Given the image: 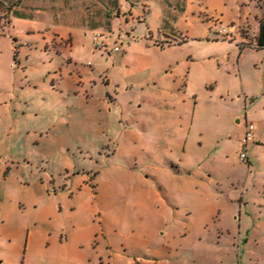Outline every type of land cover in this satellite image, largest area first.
<instances>
[{
  "label": "rangeland",
  "instance_id": "obj_1",
  "mask_svg": "<svg viewBox=\"0 0 264 264\" xmlns=\"http://www.w3.org/2000/svg\"><path fill=\"white\" fill-rule=\"evenodd\" d=\"M258 1L0 0L17 263L36 222L28 264H264Z\"/></svg>",
  "mask_w": 264,
  "mask_h": 264
},
{
  "label": "crops",
  "instance_id": "obj_2",
  "mask_svg": "<svg viewBox=\"0 0 264 264\" xmlns=\"http://www.w3.org/2000/svg\"><path fill=\"white\" fill-rule=\"evenodd\" d=\"M71 3V2H70ZM51 5V4H49ZM257 7H258V13L254 15L253 19L251 22L246 21L244 24L249 23L251 25H255V35L257 34L258 30V22L259 19L262 16L263 10L259 6V1L257 2ZM58 10V9H57ZM59 12V11H58ZM57 13V11H56ZM56 13H52L51 9L47 12L46 9L43 11L42 14H38L39 16H52L56 15ZM60 13V12H59ZM73 15V13H72ZM70 15V16H72ZM245 40V38L243 37ZM255 42V38L253 39ZM255 48V47H254ZM73 82H77V79L73 76ZM238 121V120H236ZM247 121V119H245ZM245 121H244V126H245ZM250 122V121H247ZM254 125V130H253V139L250 141H255V142H264L260 137H258L255 133V124L251 122ZM243 126V130H244ZM243 134V132H242ZM241 134V138H242ZM264 137V132L263 135ZM240 138V140H241ZM249 141V142H250ZM248 142V143H249ZM248 145V144H247ZM4 193L0 192V264H28V249L30 246V243L32 240L36 239L40 234L38 231V228H36V222L32 223L35 224L33 227L31 225H27L25 228L27 230V239H26V244H25V254L23 258L21 259L20 263H17V243H18V232L23 228L22 226L15 227L13 225L14 218L16 217V214L18 213V210L9 202L5 201ZM167 206L169 204H166ZM169 207V206H168ZM147 212H151L150 210L147 209ZM150 219L152 218V213H150ZM121 225V224H120ZM187 226V224H185ZM73 230L68 231L67 229V234L70 235V233ZM17 234V236H16ZM42 234V233H41ZM151 252L149 248H146V250L142 251L141 254H137L136 257L133 259L129 258L126 262V264H152V258L145 253Z\"/></svg>",
  "mask_w": 264,
  "mask_h": 264
},
{
  "label": "built area",
  "instance_id": "obj_3",
  "mask_svg": "<svg viewBox=\"0 0 264 264\" xmlns=\"http://www.w3.org/2000/svg\"><path fill=\"white\" fill-rule=\"evenodd\" d=\"M219 31H225V27L221 25ZM253 46H256L255 42H253ZM253 130H254V125L251 122L245 121L242 138L240 140V148L238 151V157L241 160H243L246 157L247 144L250 140L253 139Z\"/></svg>",
  "mask_w": 264,
  "mask_h": 264
},
{
  "label": "trees",
  "instance_id": "obj_4",
  "mask_svg": "<svg viewBox=\"0 0 264 264\" xmlns=\"http://www.w3.org/2000/svg\"><path fill=\"white\" fill-rule=\"evenodd\" d=\"M263 13L258 22V30L255 36V44L257 49H264V0H262Z\"/></svg>",
  "mask_w": 264,
  "mask_h": 264
}]
</instances>
